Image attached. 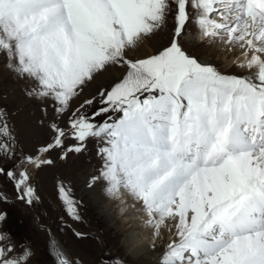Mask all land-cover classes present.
I'll return each mask as SVG.
<instances>
[{
	"label": "snow or ice",
	"instance_id": "6c2138e0",
	"mask_svg": "<svg viewBox=\"0 0 264 264\" xmlns=\"http://www.w3.org/2000/svg\"><path fill=\"white\" fill-rule=\"evenodd\" d=\"M188 5L0 0V54L18 76L36 82L29 95L54 102L50 141L22 163L51 165L41 154L60 150L64 159L96 139L102 165L90 187L100 181L110 199L127 192L141 201L154 237L173 222L160 264H264V0H191L202 37L239 49L233 63L248 69L247 76L223 74L186 51ZM169 14L168 44L128 58L129 49L164 28ZM110 65L126 66L123 79L99 91L94 112L82 109L96 97L61 127L56 121L69 114L73 98ZM69 139L75 143L66 144ZM15 149L0 109V156L15 158ZM0 175L14 183L21 201L38 199L26 168L0 167ZM59 194L67 214L79 220L70 189L60 185ZM31 256L27 248L15 253L14 245L0 244V264H28ZM56 264L73 261L58 251Z\"/></svg>",
	"mask_w": 264,
	"mask_h": 264
},
{
	"label": "rangeland",
	"instance_id": "374dc122",
	"mask_svg": "<svg viewBox=\"0 0 264 264\" xmlns=\"http://www.w3.org/2000/svg\"><path fill=\"white\" fill-rule=\"evenodd\" d=\"M188 12L190 20L181 41L186 51L200 61L214 65L223 74L249 75V70H242L233 63L240 55L239 49L229 50V46L218 39L194 41L193 38L197 37L200 30L195 23L197 11L191 7V0ZM173 29L174 18L169 14L164 28L144 39L136 48L129 49L128 58L142 59L155 54L168 44ZM113 66L116 74L109 72L110 74L102 73V77L98 75L100 79L97 81L93 78L87 82L92 88L85 91L83 89L73 98L69 114L56 121L61 127L66 126L71 111L79 108L85 100L96 97V103L82 109L89 114L94 112L99 107V91L110 90L123 79L127 71L126 66ZM36 86L35 81L18 76L8 67L7 62L0 59V109L6 113L7 122L13 129L17 154L15 158L0 156V167L7 169L19 165L26 168L30 183L38 197L30 205L21 201L18 199L19 194L14 183L6 175H0V214H5L0 236L7 234L0 244L14 245L15 253H20L25 248L29 249L32 256L28 264H56L50 250L52 244L50 234L41 227L47 226L57 236L67 257H70L74 264H159L160 252L149 259L143 256L139 257L141 259H134L129 255L120 234L121 216L113 210L104 212L100 200L90 195L89 191L92 189L86 188V180L92 181L101 169L102 159L98 154L101 142L89 139L82 152L67 154L64 159L60 158L63 155L62 151H51L48 157L53 163L42 165L36 171L31 169V163L26 161L22 163L26 156L35 157L38 148L45 146L52 136L48 125L53 120L54 102L29 95V91ZM73 143L75 141L71 139L66 141L68 145ZM95 184H98V181ZM60 185L70 189L72 197L78 202L79 220L73 219L65 211L59 194ZM146 227V225L141 227L145 233L148 229H144ZM173 228L174 225H171V230ZM76 233L82 235L77 236Z\"/></svg>",
	"mask_w": 264,
	"mask_h": 264
},
{
	"label": "bare ground",
	"instance_id": "6f19581e",
	"mask_svg": "<svg viewBox=\"0 0 264 264\" xmlns=\"http://www.w3.org/2000/svg\"><path fill=\"white\" fill-rule=\"evenodd\" d=\"M194 41H203L206 38H203L201 35V32L197 34V37L193 38ZM192 39V40H193ZM0 59L5 62H7V58L5 55L0 54ZM8 64V62H7ZM245 71H248L246 68H241ZM116 74V69L113 65H110L107 67L106 70L102 71V73L110 74V73ZM102 73L97 74L94 77V80L97 81L100 79L99 76L102 77ZM99 75V76H98ZM91 86V85H90ZM86 83L83 86L84 91L92 88ZM49 153L41 154L42 159H49L48 157ZM70 154V153H69ZM31 169L33 171H36L39 168H36L35 166L31 165ZM91 180H86V188H91L92 190L89 191L91 193L90 195H93L98 201L100 200V203L103 205V211L106 212L107 210H113L115 213H117L118 216H121L119 219L120 223V234L123 237V244L124 248L127 250L129 255L136 259H141L139 257H144L145 259H149L150 256H156L158 255V252L161 253L158 259V263L160 264V261L162 259L163 252L166 249V245L170 242V240L173 238V234L175 232V227L173 230H171V225H174L172 221H166L167 226H162L160 229V236L154 237L153 227L149 226L145 223L147 220V216L143 210L142 202H137V199H135L132 195L128 194L127 192H123L121 199H110L107 195L104 194L102 191L103 184L102 182L98 181V184H95L96 186L90 187ZM86 193H88L86 191ZM88 193V194H89ZM123 201V202H122ZM123 209V211H122ZM141 209L143 211H141ZM140 210V211H139ZM117 218V217H116ZM108 219V218H107ZM3 221H0V235L1 228L3 227L2 224ZM146 225L147 227L144 229H147L146 233L143 232L142 226ZM1 242V241H0ZM51 253L54 256V259L56 261V254L57 252H64V249L62 248V245L60 244L58 240V246L56 247L53 240L50 247ZM67 256V255H66ZM148 261V260H147ZM143 262V261H142ZM145 262V261H144Z\"/></svg>",
	"mask_w": 264,
	"mask_h": 264
},
{
	"label": "water",
	"instance_id": "95a60500",
	"mask_svg": "<svg viewBox=\"0 0 264 264\" xmlns=\"http://www.w3.org/2000/svg\"><path fill=\"white\" fill-rule=\"evenodd\" d=\"M51 238H52V240L54 241V243H56V247L58 246V240H57V238L54 236V234L53 233H51Z\"/></svg>",
	"mask_w": 264,
	"mask_h": 264
}]
</instances>
